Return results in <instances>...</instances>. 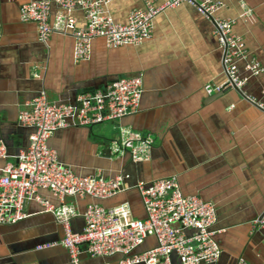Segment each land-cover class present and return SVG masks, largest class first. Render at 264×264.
Returning a JSON list of instances; mask_svg holds the SVG:
<instances>
[{"label":"crops","instance_id":"crops-1","mask_svg":"<svg viewBox=\"0 0 264 264\" xmlns=\"http://www.w3.org/2000/svg\"><path fill=\"white\" fill-rule=\"evenodd\" d=\"M30 1L36 0H0V139L8 154L27 149L32 130L18 123V114L38 94L44 92L52 105H74L80 95L102 91L117 79L142 77L140 109L119 123L109 122L118 131L114 137L98 134L103 124L73 127L58 131L49 147L80 175L100 172L114 178L123 173L131 187L139 181L176 178L184 196L216 207V240L222 251L216 264H237L240 259L264 264V230L253 226L264 214V0H223L217 17L235 21L233 32L244 42L248 57L237 62L246 80L242 92L221 93L214 92L226 81L215 26L187 3L159 15L152 38L141 45L110 48L104 39H95L90 60L78 63L72 36L55 33L43 44L37 25L20 20L21 6ZM140 8L141 0H115L106 10L116 22L126 23L129 13ZM246 10L250 15L243 16ZM60 13L53 6L51 21ZM74 16L80 27L85 25L81 11ZM252 62L262 69L259 75L245 70ZM120 127L152 140L148 162L133 163L127 153L118 158L111 153ZM40 195L59 204L48 191ZM65 203L80 213L89 203L106 208L128 203L136 217H146L135 190L105 201L66 198ZM27 213L17 224L0 225V264H70L61 246L35 250L62 239L54 217L35 202L27 205ZM72 225L74 232H81L83 218H75ZM154 245L149 238L141 250ZM102 261L83 255L81 264ZM173 262L177 264L175 257Z\"/></svg>","mask_w":264,"mask_h":264},{"label":"built area","instance_id":"built-area-1","mask_svg":"<svg viewBox=\"0 0 264 264\" xmlns=\"http://www.w3.org/2000/svg\"><path fill=\"white\" fill-rule=\"evenodd\" d=\"M115 0H36L20 8V20L34 23L38 39L47 44L55 33L74 39L75 62L89 61L92 43L104 39L110 48L139 46L152 38L155 19L167 10L187 3L211 21L223 49V73L226 81L214 92L226 89L242 92L246 80L240 76L237 62L248 57L244 42L234 34L235 21L220 18L223 0H141L143 8L132 10L126 23L116 22L106 7ZM61 13L51 21L52 7ZM75 11L84 14L80 27ZM250 15L246 10L243 16ZM2 31L0 27V39ZM245 70L259 75L257 63L246 64ZM144 92L142 77L117 79L102 91L80 95L74 105H52L44 92L27 102L18 114V123L32 130L26 150L16 156L8 154L0 139V225L17 224L28 218L27 205L35 202L51 214L63 230L59 242L36 246V251L61 246L70 264H81L83 255L104 260L101 264H216L222 255L215 229L217 211L214 204L198 197H187L174 177L150 182L139 181L128 186L125 174L105 178L100 172L90 175L75 173L62 163L58 152L49 147V140L58 132L73 127H93L109 122L119 123L136 114ZM250 100V99H248ZM263 109L262 106L258 105ZM264 110V109H263ZM153 142L130 128L120 127L119 139L111 144V153L119 157L129 154L133 163H145L151 158ZM135 190L146 217L134 215L128 203L106 208L89 203L80 213L66 198L97 201L110 200L123 192ZM48 191L59 202L55 205L40 195ZM82 217L81 232L73 230L72 222ZM264 230V214L253 221ZM152 238L155 245L141 250ZM237 264H247L240 259Z\"/></svg>","mask_w":264,"mask_h":264},{"label":"rangeland","instance_id":"rangeland-1","mask_svg":"<svg viewBox=\"0 0 264 264\" xmlns=\"http://www.w3.org/2000/svg\"><path fill=\"white\" fill-rule=\"evenodd\" d=\"M100 128L101 129L103 128V131L98 129V134L100 136L101 135L104 136L107 139L114 137L118 133L114 124H112V123L103 124Z\"/></svg>","mask_w":264,"mask_h":264},{"label":"water","instance_id":"water-1","mask_svg":"<svg viewBox=\"0 0 264 264\" xmlns=\"http://www.w3.org/2000/svg\"><path fill=\"white\" fill-rule=\"evenodd\" d=\"M239 92H240V91H239ZM103 261H104V260H103ZM103 261H102V262H103ZM102 262H100V263H98V264H101Z\"/></svg>","mask_w":264,"mask_h":264}]
</instances>
